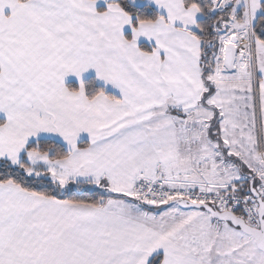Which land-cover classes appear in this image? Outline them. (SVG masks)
Returning a JSON list of instances; mask_svg holds the SVG:
<instances>
[{
  "label": "snow or ice",
  "instance_id": "1",
  "mask_svg": "<svg viewBox=\"0 0 264 264\" xmlns=\"http://www.w3.org/2000/svg\"><path fill=\"white\" fill-rule=\"evenodd\" d=\"M0 264H264V0H0Z\"/></svg>",
  "mask_w": 264,
  "mask_h": 264
}]
</instances>
